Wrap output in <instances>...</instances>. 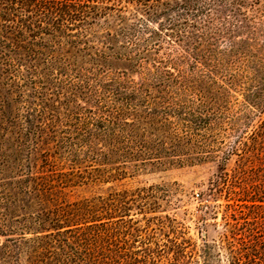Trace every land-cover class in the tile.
Segmentation results:
<instances>
[{"label":"trees","instance_id":"trees-1","mask_svg":"<svg viewBox=\"0 0 264 264\" xmlns=\"http://www.w3.org/2000/svg\"><path fill=\"white\" fill-rule=\"evenodd\" d=\"M208 161L201 245L84 194ZM0 264H264V0H0Z\"/></svg>","mask_w":264,"mask_h":264},{"label":"rangeland","instance_id":"rangeland-1","mask_svg":"<svg viewBox=\"0 0 264 264\" xmlns=\"http://www.w3.org/2000/svg\"><path fill=\"white\" fill-rule=\"evenodd\" d=\"M232 164H229V167ZM217 171V162L208 161L201 164L173 167L166 170H140L131 178L119 183H108L94 188H87L84 194L96 191L106 192L110 186L123 184L129 188L151 187L149 197L157 204V215L174 217L181 230L186 233L197 245L204 240H210L216 236L214 221L210 216L201 220L200 206L205 202L203 192L209 181ZM225 203L223 198H218L211 204L221 205ZM148 214L149 215H152ZM221 213H218L219 222Z\"/></svg>","mask_w":264,"mask_h":264}]
</instances>
